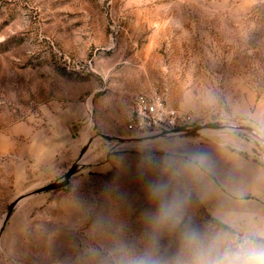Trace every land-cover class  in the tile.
I'll return each mask as SVG.
<instances>
[{
  "label": "rangeland",
  "instance_id": "rangeland-1",
  "mask_svg": "<svg viewBox=\"0 0 264 264\" xmlns=\"http://www.w3.org/2000/svg\"><path fill=\"white\" fill-rule=\"evenodd\" d=\"M154 87L202 130L100 136L134 138L132 100ZM222 152L264 165V0H0V228L17 202L0 264H197L218 235L264 244L197 195Z\"/></svg>",
  "mask_w": 264,
  "mask_h": 264
},
{
  "label": "crops",
  "instance_id": "crops-1",
  "mask_svg": "<svg viewBox=\"0 0 264 264\" xmlns=\"http://www.w3.org/2000/svg\"><path fill=\"white\" fill-rule=\"evenodd\" d=\"M196 192L219 220L264 238V165L222 152L204 156Z\"/></svg>",
  "mask_w": 264,
  "mask_h": 264
},
{
  "label": "built area",
  "instance_id": "built-area-1",
  "mask_svg": "<svg viewBox=\"0 0 264 264\" xmlns=\"http://www.w3.org/2000/svg\"><path fill=\"white\" fill-rule=\"evenodd\" d=\"M195 124L192 113L169 104L154 87L134 96L126 127L135 137H144L190 128Z\"/></svg>",
  "mask_w": 264,
  "mask_h": 264
},
{
  "label": "clouds",
  "instance_id": "clouds-1",
  "mask_svg": "<svg viewBox=\"0 0 264 264\" xmlns=\"http://www.w3.org/2000/svg\"><path fill=\"white\" fill-rule=\"evenodd\" d=\"M213 248L214 254L202 258L197 264H264V244L257 245L247 236L218 235Z\"/></svg>",
  "mask_w": 264,
  "mask_h": 264
},
{
  "label": "water",
  "instance_id": "water-1",
  "mask_svg": "<svg viewBox=\"0 0 264 264\" xmlns=\"http://www.w3.org/2000/svg\"><path fill=\"white\" fill-rule=\"evenodd\" d=\"M221 126L223 125H217V128H220ZM229 128H238L237 126L235 125H228ZM201 129V126H193V127H190V128H178L172 132H164V133H161V135L163 136H167V135H170V134H186V135H193L197 132H199ZM251 132L256 135L259 139L263 140V138L254 130H251ZM100 136H102L103 138L105 139H113V140H117V141H142V140H146V139H149V138H156L157 135H153L151 137H134V138H124V137H120V136H110L108 134H105V133H101ZM87 147L84 148V151L82 152V156L84 155V152L86 151ZM79 167V164L78 162L75 163L71 168L70 170L66 173L65 175V178L62 180V181H57V182H52L42 188H39L37 189L36 191H34L33 193H38V192H42V191H50V190H57V189H60L66 185H68L71 181V178L72 176L76 173L77 169ZM16 201L13 202L10 206V209L5 217V220L0 228V237H1V233L7 223V221L9 220L15 206H16Z\"/></svg>",
  "mask_w": 264,
  "mask_h": 264
},
{
  "label": "bare ground",
  "instance_id": "bare-ground-1",
  "mask_svg": "<svg viewBox=\"0 0 264 264\" xmlns=\"http://www.w3.org/2000/svg\"><path fill=\"white\" fill-rule=\"evenodd\" d=\"M202 129H200V131H201ZM160 137H163V135H157V137L156 138H160ZM86 158H84L82 161H84Z\"/></svg>",
  "mask_w": 264,
  "mask_h": 264
}]
</instances>
